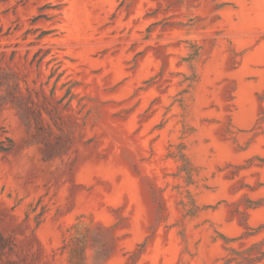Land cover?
<instances>
[{"label": "rangeland", "instance_id": "1", "mask_svg": "<svg viewBox=\"0 0 264 264\" xmlns=\"http://www.w3.org/2000/svg\"><path fill=\"white\" fill-rule=\"evenodd\" d=\"M0 264H264V0H0Z\"/></svg>", "mask_w": 264, "mask_h": 264}]
</instances>
